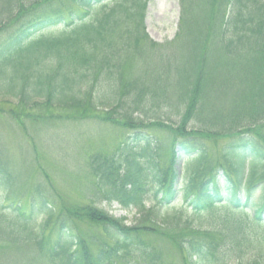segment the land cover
Returning a JSON list of instances; mask_svg holds the SVG:
<instances>
[{"label": "trees", "instance_id": "trees-1", "mask_svg": "<svg viewBox=\"0 0 264 264\" xmlns=\"http://www.w3.org/2000/svg\"><path fill=\"white\" fill-rule=\"evenodd\" d=\"M149 1L0 0V90L25 109L23 117L46 107L54 109L52 115L63 117L60 112L68 110L74 114L72 119L97 116L121 128L114 152L131 154H126V167L103 147L88 162L96 192L107 205L134 207L138 214L145 211L147 175L135 158L146 157L153 162L156 187L151 193L158 210L182 193L194 214L218 204L234 213L249 203L244 190L257 177L252 170L245 178L242 160L249 155L254 165L264 164L260 133L264 128V0H178L180 32L166 46L147 35ZM199 6L203 12L188 20L189 8ZM156 48L165 51L154 53L147 62L133 57L143 59L145 51ZM133 69L136 74H130ZM168 90L177 99L174 104ZM171 105L176 110L184 107L178 123L150 115L151 110ZM225 114H232L234 122L222 124L228 118ZM166 126L173 132L174 146L180 142L179 159L187 156L186 171L192 172L187 177L179 176L174 151L169 166L160 168L152 160L162 146L150 130ZM218 139L227 144L222 165L212 170L206 165L204 142ZM9 168L0 158V239L13 245L35 244L34 264H169L161 248L140 234L146 227L128 228L122 218L91 206L69 208L66 216L61 215L57 200L39 184L29 194L27 189L14 193L19 179ZM178 180L185 181L182 187ZM259 204L254 208L256 224L264 211V196ZM165 217L159 225L163 229L176 221L175 216ZM76 220L101 231L98 235L88 231L84 238ZM184 228L191 229L189 224ZM168 238L184 262L219 260L216 245L204 243L200 236L180 232Z\"/></svg>", "mask_w": 264, "mask_h": 264}, {"label": "rangeland", "instance_id": "rangeland-1", "mask_svg": "<svg viewBox=\"0 0 264 264\" xmlns=\"http://www.w3.org/2000/svg\"><path fill=\"white\" fill-rule=\"evenodd\" d=\"M148 3L145 18L147 35L154 43L160 45L166 46L168 43L174 42L177 32H180L181 12L178 0H150ZM202 10L203 6L189 8L188 15L191 18L188 20L196 18L200 12H203ZM163 51L165 50L159 48L153 51H145L143 54L146 59L133 57L147 62V60L152 59L150 57L154 56V53ZM146 54L148 56H145ZM139 65L140 62H138ZM130 74H136V71L134 72L133 69ZM0 80H2L1 77ZM169 83L165 81L166 86ZM167 97L171 98L173 104L177 100L173 97L171 90H168ZM14 101L16 100L13 96L0 90V158H3L11 172L15 173L16 178L19 179V183L14 186V193L19 194L27 189L29 194L30 188L34 184H39L43 188H47L53 198L57 200V209L61 215L66 216V210L69 208L91 206L102 209L117 219L121 220L122 218L124 226L128 228L144 226L146 229L140 231V234L144 235L145 240H149L150 243L161 248L164 258H167L169 264L188 263V261H183L182 255L168 238V236L175 237L180 232L190 237L200 236V239L206 240L204 243L210 242L216 245L215 255L219 260L208 264H264V216L258 221V224L253 220L255 218L253 209L263 201L264 196V179L262 178L264 164L258 162L254 165L249 155H246V159L242 160L245 177L252 170H255L257 174L256 183L250 189L246 188L248 191L245 196H248L247 201L249 202L246 208L238 207L233 213L226 211L224 204H218L213 209H206L205 212L194 214L184 204L182 193H179L177 199L169 205H164L163 209L158 210L151 193L156 187L152 179L153 162L146 157H137L135 158L136 162L145 169L147 175L145 184H147L148 190L143 204L145 211L138 214L134 207L124 210L116 203L107 205L101 194L96 192L93 185L94 179L89 170V158L100 149L99 147H103L107 154H114L115 158L119 160L118 163L122 164L123 168L126 167L124 164L127 158L126 154H131L124 153V151L114 152L117 147V140L120 138L119 134H122L121 128L115 127L110 122H103L97 116L84 118V120L81 118L72 119L71 116L74 114L68 110L60 112L66 115L63 117L52 115L50 113L54 112V109L51 111L47 110L46 107L29 112L33 114L30 118L29 116L23 117L20 115L25 112V109L22 106L18 108ZM172 105L169 108L165 106L161 108L160 106L159 110H151L150 115L154 114L153 118H157L159 115L167 116L172 122H177L184 111V107L181 105L180 109L176 110ZM225 115L228 118L226 119L223 115L222 124L234 122L235 118L231 116L232 114ZM143 121L147 122L148 120L144 119ZM177 123H166V125L172 124L171 126L176 127L175 124ZM191 123L187 126V130L191 129L193 125ZM168 126L154 127L150 130L155 134L157 141H161L162 148L152 154V160L158 163L160 168L171 164L170 159L175 149L173 132ZM256 126L259 127L260 125ZM260 133L264 136L263 127H261ZM212 142H204L206 149H208L205 160L206 165L209 164L214 170L223 163L221 157L223 147L227 142L225 139H218L216 142L213 140ZM132 152L139 154L137 149H133ZM178 161L176 168L180 177L181 175L187 177L188 174L192 173L186 171L187 156ZM233 161L237 162L238 159H233ZM184 182L178 180V185L182 187ZM9 198L13 199L11 193ZM173 216L176 217V221L166 224L163 226L164 229L159 226L163 217L172 218ZM37 221L39 222L40 219ZM187 224L191 227L190 230L184 228ZM75 227L80 233H83L84 238L88 231H91L92 235H98L101 231L97 228L99 226L90 223L88 225L83 220H76ZM199 241L203 242L204 240ZM36 247L35 244L13 245L0 239V264L37 263ZM90 248L93 251L97 250L95 244H91Z\"/></svg>", "mask_w": 264, "mask_h": 264}]
</instances>
